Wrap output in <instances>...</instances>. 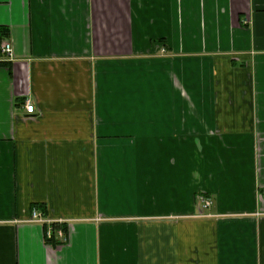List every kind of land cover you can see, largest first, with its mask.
I'll use <instances>...</instances> for the list:
<instances>
[{"label": "crops", "instance_id": "obj_1", "mask_svg": "<svg viewBox=\"0 0 264 264\" xmlns=\"http://www.w3.org/2000/svg\"><path fill=\"white\" fill-rule=\"evenodd\" d=\"M0 264H264V0H0Z\"/></svg>", "mask_w": 264, "mask_h": 264}, {"label": "built area", "instance_id": "obj_2", "mask_svg": "<svg viewBox=\"0 0 264 264\" xmlns=\"http://www.w3.org/2000/svg\"><path fill=\"white\" fill-rule=\"evenodd\" d=\"M1 53L8 60H11L13 58V53H14L12 44L10 42H5L1 47ZM25 109H26L27 113H29V114H33L36 111L35 106L31 102H27L25 104ZM203 202L206 204V206L211 205L210 201L204 200ZM31 221L41 223V224H45V223L51 224V222H52V221H49V220L43 218V216H41L38 211L33 212V216H32ZM55 230H56L55 228L51 227L47 232V235H48L47 238L51 239L55 235ZM56 234H57L58 238L61 240V242L67 241V238L65 237V231L63 230V228H58L56 231Z\"/></svg>", "mask_w": 264, "mask_h": 264}, {"label": "trees", "instance_id": "obj_3", "mask_svg": "<svg viewBox=\"0 0 264 264\" xmlns=\"http://www.w3.org/2000/svg\"><path fill=\"white\" fill-rule=\"evenodd\" d=\"M54 238V237H53ZM52 241H55V238L54 239H51Z\"/></svg>", "mask_w": 264, "mask_h": 264}]
</instances>
